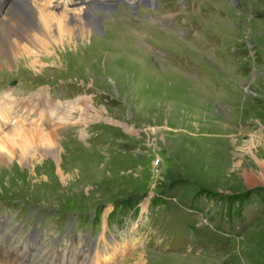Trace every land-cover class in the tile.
<instances>
[{"label":"rangeland","instance_id":"obj_1","mask_svg":"<svg viewBox=\"0 0 264 264\" xmlns=\"http://www.w3.org/2000/svg\"><path fill=\"white\" fill-rule=\"evenodd\" d=\"M39 1L16 3L39 11ZM157 1L166 11L158 13L172 15L162 23L131 22L125 9L127 18L95 12L99 34L61 33L60 45L55 27H42L34 51L0 68V97L42 92L87 104L68 125L55 123L69 106L57 111L46 129L30 113L25 127L23 108L10 116L0 100L3 129L12 127L1 118L11 117L59 135L55 146L23 157L0 152V217L9 223L0 228V256L13 252L24 264H264V0ZM77 12L37 19L70 24L68 16L84 15ZM2 132L0 141L10 131ZM31 225L39 238L30 239Z\"/></svg>","mask_w":264,"mask_h":264},{"label":"bare ground","instance_id":"obj_2","mask_svg":"<svg viewBox=\"0 0 264 264\" xmlns=\"http://www.w3.org/2000/svg\"><path fill=\"white\" fill-rule=\"evenodd\" d=\"M0 1L9 3V5L5 9L6 11H2V13L0 11V68H5L7 66L9 67L12 64L13 59L16 58L17 56H20L25 51H30V50L34 51V48L37 46V44L35 40L32 39V36L38 33L41 35L42 32H43L42 35H44L45 32L44 30H42V27L45 29V31L48 30L49 32L50 31L52 32V29L55 27V30L58 32L57 35L59 38L57 43L60 45H61V40L59 36H63L61 35V33L67 34L68 36H75L77 38L79 37L80 39L84 38V36L90 34L92 35V33L99 34V28H100L99 19L94 17L93 15H88L87 10L84 11V15L82 16L79 14L72 15L71 17L68 16L67 19H69V21L71 20L72 22L70 24H68L67 22L68 20H66L64 16H59L58 18H60V22L56 21L58 24L55 26L54 24L56 23L52 19L55 18V16L47 14V16L51 17V19L49 21L45 20L44 21L45 23L42 24L43 25L42 26L41 22H38L37 18L39 17L40 19H42L41 18L42 15L40 12L45 11L43 10L45 4L40 5L39 2L40 5L39 11H36L34 10L33 7H28L26 5L23 7L22 5L20 6L19 4H17L16 2H12V0H0ZM69 1L70 0L66 1V3H68ZM76 1L77 0H72L71 2H73L74 4L76 3ZM72 10H74L71 12L72 14H77L79 13L77 11H80V10L75 11L76 10L75 8H72ZM48 11L50 10L48 9ZM28 54H30V52H28ZM0 100L8 101L5 103L3 108L7 110L5 111V113H8L10 116L18 112L17 110L18 108L20 109V106L28 115L30 111L37 109L33 104V102H29L28 100L25 101L24 103L19 102L18 100L12 98L1 97ZM75 102H78V100H76ZM85 104L81 105L80 103H76V104L74 103L72 106H70L69 103H65L62 105L60 104L58 105L54 103L50 104L48 100L43 99V105L41 106V108H39L40 114H37L38 116L37 121L45 122L46 124L49 118H52L54 115H56L57 111H61L64 107L69 106V109L71 110H68L67 114H63L62 116H60L57 119V121L55 120L56 121L55 124L59 123V125H68L70 123L69 120L71 118L72 113L78 112L80 114L82 110L87 109L86 106L87 104L86 105ZM89 108H91V106ZM25 117L26 115L23 116V119ZM1 122L10 123L12 127V129L9 130L10 132H8L7 136H5V140H3L5 142L0 141V152H4L10 158L16 157L15 156L17 155L15 153L16 150L19 151V155L17 156L23 157L25 151H27L28 148H34L35 150H38V147L55 146L54 140L59 136L54 132L52 133L50 130L49 131L39 130L37 132L35 130L30 131L28 129H23L21 127H23L24 125L22 124L17 125L18 120L12 121L11 117L7 118V120L1 118ZM25 123L27 124L28 122L25 121ZM2 129L3 127L0 126V131ZM3 158L4 156L0 153L1 164L3 163ZM0 264H19V263L15 262L14 260L10 261L7 260L6 258L0 257Z\"/></svg>","mask_w":264,"mask_h":264},{"label":"trees","instance_id":"obj_3","mask_svg":"<svg viewBox=\"0 0 264 264\" xmlns=\"http://www.w3.org/2000/svg\"><path fill=\"white\" fill-rule=\"evenodd\" d=\"M159 200V199H158ZM157 201V200H156ZM130 204V203H129Z\"/></svg>","mask_w":264,"mask_h":264}]
</instances>
